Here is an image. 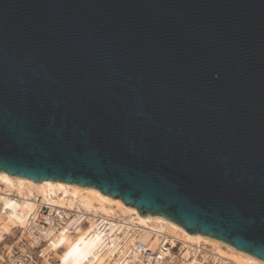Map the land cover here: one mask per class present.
Listing matches in <instances>:
<instances>
[{"label":"water","instance_id":"1","mask_svg":"<svg viewBox=\"0 0 264 264\" xmlns=\"http://www.w3.org/2000/svg\"><path fill=\"white\" fill-rule=\"evenodd\" d=\"M0 171L264 260V0H0Z\"/></svg>","mask_w":264,"mask_h":264},{"label":"bare ground","instance_id":"2","mask_svg":"<svg viewBox=\"0 0 264 264\" xmlns=\"http://www.w3.org/2000/svg\"><path fill=\"white\" fill-rule=\"evenodd\" d=\"M37 197H40V203L80 212L77 217H86L87 225L76 227L74 235L67 234L66 227L52 235L49 248L54 251L60 246L64 248L61 253L55 251L62 264H128L123 258L125 251L122 249L127 244L121 248L120 242L130 231L135 232V236L142 241L150 240V247L155 246L160 235L166 234L188 247L203 246L218 258L236 264H264V260L222 240L188 233L182 226L163 216L141 215L135 207L102 194L96 188L56 180L34 182L4 171H0V230L10 232L11 227L22 226L24 214L35 207L33 203ZM98 221L103 223L101 229ZM132 240L133 237L128 242ZM187 254L186 251L183 256ZM188 264L199 262L194 258Z\"/></svg>","mask_w":264,"mask_h":264},{"label":"built area","instance_id":"3","mask_svg":"<svg viewBox=\"0 0 264 264\" xmlns=\"http://www.w3.org/2000/svg\"><path fill=\"white\" fill-rule=\"evenodd\" d=\"M39 198L34 200L35 207L24 214L22 226L11 227L10 232L0 230V264H62L55 251L61 253L64 248L60 246L55 251L49 248L52 235L65 227L67 234L74 235L76 227L87 225L86 217H77L78 212L40 203ZM1 214L5 217L4 212ZM71 221L73 224H68ZM98 227H103L101 221H98ZM137 237L135 232L130 231L120 242L121 248L127 244L122 249L125 251L123 258L128 264H188L194 258L199 264H236L218 258L203 246L188 247L166 234L160 235L153 247L149 246L150 240L142 241ZM186 251L187 256H183Z\"/></svg>","mask_w":264,"mask_h":264},{"label":"rangeland","instance_id":"4","mask_svg":"<svg viewBox=\"0 0 264 264\" xmlns=\"http://www.w3.org/2000/svg\"><path fill=\"white\" fill-rule=\"evenodd\" d=\"M13 237H14V235H13Z\"/></svg>","mask_w":264,"mask_h":264}]
</instances>
